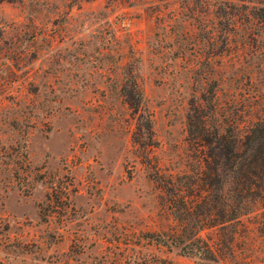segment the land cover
<instances>
[{
	"label": "rangeland",
	"instance_id": "374dc122",
	"mask_svg": "<svg viewBox=\"0 0 264 264\" xmlns=\"http://www.w3.org/2000/svg\"><path fill=\"white\" fill-rule=\"evenodd\" d=\"M254 7L0 0V264H196L150 238L175 224L150 165L163 175L197 165L186 112L210 87L216 117L239 136L263 117ZM133 78L151 146L133 140L138 120L121 90ZM201 235L222 239L221 264H264V202Z\"/></svg>",
	"mask_w": 264,
	"mask_h": 264
},
{
	"label": "trees",
	"instance_id": "16d2710c",
	"mask_svg": "<svg viewBox=\"0 0 264 264\" xmlns=\"http://www.w3.org/2000/svg\"><path fill=\"white\" fill-rule=\"evenodd\" d=\"M248 1L261 6L253 8L252 16L264 24V0ZM121 90L131 114L137 116L134 142L151 146V121L141 115L137 81L133 78L128 86L124 82ZM217 113L213 87L188 102L186 142L197 160L189 173L163 175L148 162L161 191L159 198L175 222L168 230L150 233V238L179 255L195 258L196 264H221L219 245L223 241L204 238V229L233 227L264 202V115L239 136L233 121L219 119Z\"/></svg>",
	"mask_w": 264,
	"mask_h": 264
}]
</instances>
